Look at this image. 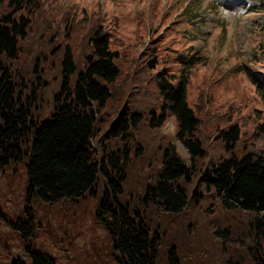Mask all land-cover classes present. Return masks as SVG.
<instances>
[{
    "label": "trees",
    "instance_id": "1",
    "mask_svg": "<svg viewBox=\"0 0 264 264\" xmlns=\"http://www.w3.org/2000/svg\"><path fill=\"white\" fill-rule=\"evenodd\" d=\"M76 1L0 0V171L23 165L29 199L96 198L118 264H264V120L255 149L231 111L208 107L197 51L166 57L173 42L156 37L138 50ZM11 225L30 264H53L32 218Z\"/></svg>",
    "mask_w": 264,
    "mask_h": 264
},
{
    "label": "rangeland",
    "instance_id": "2",
    "mask_svg": "<svg viewBox=\"0 0 264 264\" xmlns=\"http://www.w3.org/2000/svg\"><path fill=\"white\" fill-rule=\"evenodd\" d=\"M40 1L43 7L48 3V9L56 10L66 0ZM259 4V0L76 1L79 9L98 12L105 27L117 23L116 35L122 34L123 29L138 50L144 48L138 38L150 44L156 37L150 46L173 42L166 49V57L177 55L174 51L185 46L197 51L204 62L194 72L193 80L198 82L204 77L216 92L208 107L216 105L219 111H231L229 120L241 128L242 137L252 142L255 149L263 146L262 139L254 142L251 134L259 119L264 120L256 93V89L264 91V49L259 45L264 42V12L255 10ZM151 14L157 18L155 21H151ZM223 88L228 89L226 94L222 93ZM222 96L231 98L225 102ZM163 133L175 144L177 153L185 157L184 149L174 138L173 121L164 124ZM27 192L23 165L0 171V264L16 259L30 264L22 231L11 225L30 218L35 225L32 246L48 255L53 264H118L111 238L95 218L96 198L87 196L79 202L49 204L38 197L29 199Z\"/></svg>",
    "mask_w": 264,
    "mask_h": 264
}]
</instances>
